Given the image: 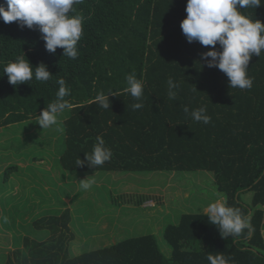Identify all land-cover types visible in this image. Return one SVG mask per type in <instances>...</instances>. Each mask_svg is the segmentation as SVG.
<instances>
[{
    "label": "trees",
    "instance_id": "1",
    "mask_svg": "<svg viewBox=\"0 0 264 264\" xmlns=\"http://www.w3.org/2000/svg\"><path fill=\"white\" fill-rule=\"evenodd\" d=\"M186 2L83 0L73 6V14L83 17L75 59L63 56L59 47L55 54L48 52L37 28L6 24L0 18V128L37 118L55 100L57 80L64 78L71 107L60 116L61 135L52 130L46 141L33 133L24 137L25 144L31 139L41 149L55 137L53 158L60 173L209 172L216 192L241 210L250 228L240 236L222 238L205 213H183L162 230L170 247L167 255L155 235L146 233L69 256L74 239L71 211L54 195L35 206L41 209L56 201L61 208L43 209L21 225L25 234L6 237L12 246L0 247V264H209L207 257L217 252L230 264H264V51L252 56L248 65L252 88L229 87L221 70L201 61L207 48L198 41L187 42L183 35L180 22L186 16ZM0 5L6 7V0ZM244 11L264 23V6ZM22 52L33 66L45 63L51 79L41 83L33 78L15 88L9 84L3 68ZM133 71L144 82V106L138 110L132 109L137 101L126 91V76ZM169 78L180 85L175 100L168 96ZM101 91L118 94H109L110 110L95 102ZM185 106L189 111L206 107L210 123L191 119ZM98 135L111 148V160L96 168L75 165L79 157L91 153ZM18 140L20 145L22 139ZM42 154L22 156L36 160ZM19 169L18 164L7 165L4 178ZM43 171L41 180L52 186L43 189L53 190L56 180Z\"/></svg>",
    "mask_w": 264,
    "mask_h": 264
},
{
    "label": "rangeland",
    "instance_id": "2",
    "mask_svg": "<svg viewBox=\"0 0 264 264\" xmlns=\"http://www.w3.org/2000/svg\"><path fill=\"white\" fill-rule=\"evenodd\" d=\"M64 114L67 115V110ZM36 119L0 128V247L11 248V241L6 237L25 234L21 229L25 221L44 210L61 208L55 205L56 201L49 202L51 207V204H44L41 209L35 206L41 199L48 200L55 195L60 196L71 211L69 226L74 239L69 242V256L146 233L155 235L160 249L167 255L170 247L162 236L164 226L177 221L183 213H205L207 205L220 196L214 188L212 174L204 171L60 173L53 158L55 137L43 149L36 148L39 143L31 139L25 144L24 137L33 133L46 141L47 132L59 128V121L63 119L59 117L58 124L50 129H41ZM59 133L61 135V131ZM19 138L22 139L20 145ZM46 149L53 155L47 156ZM39 151L43 153L40 159L22 156L26 152L38 156ZM9 164H18L20 169L6 180L3 170ZM27 165L30 167L25 169ZM43 170L56 180L54 191L44 190L52 186L44 184L46 179L41 180ZM84 178L95 181L86 191L79 187V180ZM245 199L249 201V193Z\"/></svg>",
    "mask_w": 264,
    "mask_h": 264
},
{
    "label": "clouds",
    "instance_id": "3",
    "mask_svg": "<svg viewBox=\"0 0 264 264\" xmlns=\"http://www.w3.org/2000/svg\"><path fill=\"white\" fill-rule=\"evenodd\" d=\"M83 0H6V7L0 5V18L4 23L17 22L18 26L29 29L37 28L45 42V49L55 54L61 48L62 55L75 59L79 55L77 44L83 34V17L73 14V6ZM264 6V0H187L186 16L181 20L180 27L187 42L198 41L207 51L201 53V61L208 67H216L228 78L231 88L251 89L253 79L247 74L252 56L259 57L264 51V23L254 19L253 13L246 9ZM218 46V47H217ZM201 66V65H200ZM8 82L14 88L21 83H30L33 78L41 83L51 79L52 73L45 63L33 66L22 52L14 61H9L3 68ZM126 91L136 103L133 110L143 108L144 82L137 79L135 72L126 76ZM59 85L56 98L47 108L37 115L36 122L41 129H50L58 124V118L71 106L65 99L70 95V88L64 78L57 80ZM179 83L171 78L168 80V96L170 100L177 98ZM196 89V88H195ZM109 94L103 91L95 97V102L103 109L110 110ZM183 111L191 119L204 124L210 123L206 107L201 106ZM57 131H62L56 128ZM112 150L106 145L102 136L96 137L91 153L84 154L76 160L77 166L96 168L110 161ZM82 190H89L95 183L93 179L79 180ZM208 221L215 225L222 238L240 236L243 230L250 228L247 217L241 210L228 205L227 198L220 196L205 208ZM209 264H230V259L217 252L207 257Z\"/></svg>",
    "mask_w": 264,
    "mask_h": 264
},
{
    "label": "crops",
    "instance_id": "4",
    "mask_svg": "<svg viewBox=\"0 0 264 264\" xmlns=\"http://www.w3.org/2000/svg\"><path fill=\"white\" fill-rule=\"evenodd\" d=\"M262 235H263V238H264V222H263V225H262Z\"/></svg>",
    "mask_w": 264,
    "mask_h": 264
}]
</instances>
